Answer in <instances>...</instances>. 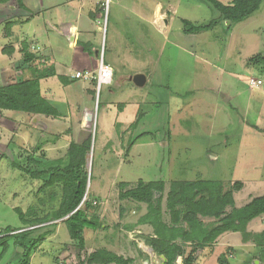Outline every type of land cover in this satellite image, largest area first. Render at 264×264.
Masks as SVG:
<instances>
[{
    "label": "rangeland",
    "instance_id": "rangeland-1",
    "mask_svg": "<svg viewBox=\"0 0 264 264\" xmlns=\"http://www.w3.org/2000/svg\"><path fill=\"white\" fill-rule=\"evenodd\" d=\"M38 1L41 11L37 24L45 29V37L50 33L56 41L59 31L55 26L56 16L74 18L83 0ZM218 1L226 6L232 2ZM92 2L97 3L92 10L97 11L96 28L97 24L102 28L99 52L107 64L114 65L118 80L113 86H104L100 92L96 81L91 80L93 100L88 98L82 108L72 103L67 123L51 126L43 133L38 130V139L48 138L52 143L44 149L39 141L28 145L15 140L19 132L13 130L16 125L9 123L7 129L14 131L12 137L0 138V233L25 228L16 209H21L26 219L52 217L63 196L61 185L39 192L40 186L49 180L48 176H44L42 182L33 180L14 169L13 160L27 172L48 171L56 161L65 159L71 144H82L92 137L87 156L91 162L85 168L89 186L80 208L90 218H96L99 227L84 231L87 244L94 251L103 248L133 260L131 264H162L147 241L153 234L152 229L138 223L147 213V205L121 200V184L128 183L127 190L142 179L158 180L167 175L162 204L165 214L171 180H220L228 190L233 189L237 181L243 182L247 189L236 196L238 207L247 204L250 195L263 196L264 189L255 192L254 187L261 189L264 182V5L259 13L243 22L231 25L221 21L209 32L185 35L181 31L184 20L195 25L205 24L217 18L214 10L196 0ZM157 5L171 20L163 31L152 23ZM26 10L17 0H11L5 9H0L4 12L0 17L4 15L23 23L30 16ZM2 25L0 86L1 79L6 78L7 83L14 81L9 75H2L1 69L8 63L3 50L10 49L11 44L4 41ZM91 31L94 34V30ZM45 43L46 38L39 40L38 45L44 47ZM28 49L26 47L27 53ZM80 49L86 52L85 48ZM63 50L61 46L55 49ZM86 53L87 57L82 53L72 55L66 50L61 57L57 54L58 59L66 63L65 74L84 73L97 66L100 60ZM18 54L21 64L25 61L23 45ZM121 58H124L123 63ZM139 74L148 79L143 88H138L131 80ZM251 79L262 81L260 89L250 88ZM125 84L130 94L119 96L118 91ZM114 101H117L115 105ZM127 105L131 106L127 108ZM91 112L93 122L87 125L85 118ZM139 113L147 114V118L138 122ZM252 127L260 130L252 131ZM149 141L154 142L152 147L147 146ZM164 219L170 221L168 214ZM49 220L36 231L35 236H44V239L33 250L31 264H66L65 261L87 264L88 248L80 250L70 239L65 220ZM14 242L10 241L11 249L0 264H20L23 260L24 252L15 248ZM253 244L252 241L246 248L245 255L250 257L249 253L257 248ZM213 248L215 253L205 254L208 249L200 251L197 264H220L224 247ZM185 249L189 254L192 245L187 244ZM64 252H68L67 259L61 261L59 258ZM255 260L249 258L248 261L256 264ZM229 264H244L243 258Z\"/></svg>",
    "mask_w": 264,
    "mask_h": 264
},
{
    "label": "trees",
    "instance_id": "trees-1",
    "mask_svg": "<svg viewBox=\"0 0 264 264\" xmlns=\"http://www.w3.org/2000/svg\"><path fill=\"white\" fill-rule=\"evenodd\" d=\"M9 1L11 0H0V3L5 4ZM17 1L19 6L24 8L23 1ZM196 1L211 7L217 18L201 25L184 20L182 32L186 35L209 32L221 21L225 24L229 22L231 25L243 22L259 13L264 5V0H232L227 6L218 0ZM228 29L230 30L231 26ZM23 51L25 63L33 61L34 55L27 54L26 47ZM50 75L43 69L37 71L32 79L0 86V110L57 117L58 112L42 97L40 90V81ZM141 119L142 114L137 121ZM138 122L132 127L135 128ZM91 138L82 144H71L65 159L56 161L55 166L48 171L27 172L19 164L11 163L14 169L25 173L33 180L42 182L41 179L48 176L49 180L40 186L39 192L48 187L61 185L63 196L59 209L52 217L49 215L45 218L26 219L21 209H16L25 228L7 229L0 233V262L11 249L10 241L15 240L14 247L24 252L20 264H30L33 250L44 239V236H35L36 231L38 228H43L39 226L50 222V218L59 221L68 217L64 222L70 239L78 244L80 250L85 248L84 230H97L99 227L96 218H90L85 210L78 209L87 190L88 175L85 168L88 152L91 149ZM128 186V183L120 185L122 191L120 199L147 205V213L138 223L152 227L153 235L148 238V244L159 257L166 258V264H175L178 258H183L182 264H197L200 251L210 247L219 236L226 232H240L246 239L249 223L264 215V195L253 198L241 208L235 207L233 192L242 189L243 184L240 182L235 183L233 189L226 190L220 181H174L166 195V211L170 217V223H167L162 207L166 186L164 181L147 183L140 180L136 186L125 190ZM205 218L214 219V222L205 224L202 220ZM254 239L263 251L264 231L255 235ZM187 244L192 245L189 254H186ZM227 258V254L221 256L220 264H229ZM132 262L133 260H126L106 249L90 254L86 261L87 264H131Z\"/></svg>",
    "mask_w": 264,
    "mask_h": 264
},
{
    "label": "crops",
    "instance_id": "crops-1",
    "mask_svg": "<svg viewBox=\"0 0 264 264\" xmlns=\"http://www.w3.org/2000/svg\"><path fill=\"white\" fill-rule=\"evenodd\" d=\"M22 1H23L24 7L27 9L26 10L27 13L30 12L29 18H27L23 23L21 21H18V19L5 18L4 15L3 17H0V25L1 24L4 25V32H3V37L5 38L4 41H6V44L11 43L8 45L10 46V49L7 48L8 50H6V52L4 51V54L7 53L9 56L6 54L5 55L3 54L4 57H7L8 63L4 69H1L3 73L2 75H9V77L14 79V81L12 82L10 81L9 83H7L6 78L1 79V86H8V85L21 83L24 80L32 79L34 75L37 73V71H41L43 69L47 70V72L50 73L51 75L40 81L41 95L58 112V116L57 117L45 116V115L33 116L30 114H26V113H18V112L0 110V138L2 137L3 140H7L10 137V135L12 137V134L14 131L15 132L18 131L19 133L17 134L16 132L15 140H17L18 142L21 140L25 144H28V145L30 144L33 145L35 141H39V143L40 142L42 143L41 149H44V147H47V145H50L52 143L48 140V138H46L44 141L38 139V130L40 129L41 133H43L42 132L43 130L45 129L47 130V128H50L51 126L53 127L55 125H59V124L62 125L64 123H67L68 122L67 116L70 115L68 112L70 110V105L72 103L75 102L78 106L81 107L83 104L85 105L84 101H87L88 98L89 100L90 98L92 100L94 99L93 89H92V84H91L92 81L84 80V79H75L74 78L75 74L80 71H77L75 74L73 73L65 74L66 69L64 71V68L66 67V63L64 62L62 63L61 59H58L59 57L57 56V54L60 55L61 57L64 55V52L66 50L67 52L70 51L72 55L76 53H82L83 56L87 57L88 53L86 52H89L95 55L96 61H98V59L100 60L101 53L99 52V37L102 33V28H101V25H98V24L96 28L97 11L96 10L95 12L92 11L94 10V8H96L97 3L95 4L94 2H92V0H87V1L83 0L81 1V4L78 7V11L75 17L73 16L74 18L70 17L68 19H65L64 15L56 16L57 22H55V26H58L59 31H57L58 34H56L57 36L56 41H53L52 37L54 36L48 33L47 36L45 37V29L37 24L36 18L39 12L41 11V7L38 6L39 1L38 0H22ZM8 3H5V4L0 3V9H2V7L5 9V7L8 6ZM162 10L163 9L161 8V6L157 5L155 9V17L152 20L153 25H156L160 31L166 30L167 25L169 24V22H171V20L168 19V16L166 17L164 16L166 14H163L161 12ZM0 13L3 14L4 12L0 11ZM92 14H94V17ZM172 18L173 17L171 16V19ZM51 28L54 30H57L55 27L53 28L51 26ZM91 29L94 30V34L91 33L92 32ZM20 33H23V35H20ZM44 38H46V43L44 47H41L40 45H38V42L39 40H44ZM23 41L25 42V44H22L23 48L29 47L27 54L34 55V59L30 63H25L24 61L23 63L19 64L21 58L19 57L18 50L19 48L20 49L22 48V45L20 43ZM17 42H19L18 43L19 47H17ZM58 46H61L62 48H64L63 52L55 51V49ZM81 47L85 48L86 52L84 53L81 52V49H80ZM102 47H104L103 44L101 48ZM125 53L126 52H123V54ZM23 59H25V57ZM1 61L4 62L5 60L1 59ZM118 61H119V57H118ZM121 61L123 63L124 58H121ZM72 62L74 64L73 59H72ZM103 62L107 67L111 68L114 72L115 77H114V83L112 84L113 86L116 83V80H118V77L116 74L117 71L116 69H114V65H111L112 63L107 64L104 58H103ZM99 65H100V62L97 63V66H94L93 68H90L88 71H84V72L95 73ZM252 80L254 79H251L249 81V85ZM250 88L260 89V86L252 87L250 85ZM126 90L128 89H126V84H125V87L123 89L121 88L118 91L119 96L122 94H130V91H126ZM110 93H113V92L111 91ZM116 102L117 101H114V105ZM130 106L131 105H127L126 107L128 108ZM91 113H88L86 115L85 119H86L87 125H90L93 122L92 121L90 124L87 122V117ZM143 117L147 118V114H142V118ZM9 123L16 125V127L13 129L14 131H10V129H7L9 126ZM21 128H24V130H20ZM256 128L257 129L252 127L251 130L252 131L260 130L258 127ZM41 133H39V135ZM153 143L154 142L149 141L147 143V146L152 147ZM13 162L15 161L13 160ZM166 177L167 175H165L163 179L151 180V181L149 180L145 181L142 179V181L147 182V183L152 182V181H164L166 183L167 182ZM174 181H196V180H171L169 182L172 183ZM209 181H220V180H209ZM220 182L223 183V181H220ZM237 182H240V181H237ZM240 183L243 184L242 189L235 190L233 192V197H234L236 208H241V207H238L236 203V196L239 194L241 195L243 191L247 189V185L245 183L243 182H240ZM262 183L263 184H261V189L254 187L255 192L258 190L264 189V182ZM252 194H255V193H252ZM262 195H264V192L262 193ZM253 198H256V196L250 195L248 197V203ZM230 210L231 208L228 209V211ZM167 214H165L164 212V217H166ZM202 220L211 221L214 219L205 218ZM212 222L214 221H211L207 224H211ZM167 223H170V221ZM143 226H148V225H143ZM150 228L152 229V227ZM263 231H264V215L262 217H258L257 219L253 220L248 225L247 230H246L247 232L246 239L244 238V235L240 232L238 233L226 232L223 235L219 236L217 240L210 247L206 248L208 250L205 251V254L208 251L215 253L216 251L213 250L214 249L213 247H222V248L224 247L223 250L225 251L222 252L223 251L222 250L221 254L223 255L227 254V256H229L227 258L228 263H231L233 262L234 259H239L241 257L243 258L244 264H247L249 262L248 261L249 258L256 259L255 260L256 264H260V263L262 264L264 263V250L262 251L261 248L256 244L254 237L255 235H259ZM252 241L254 242L253 244L254 247L257 246V248H254L253 252L249 253L250 255L249 257L248 255H245V252H246V248L252 245ZM87 242L88 241L85 239V243H86L85 247L88 248L87 250H88L89 255L96 252L92 248H90ZM179 243L181 242L179 241ZM228 249H231V250L229 251ZM67 253L68 252L66 253L64 252L60 256L59 259L61 261H64V259H67L65 258L68 255ZM153 253L156 255L155 257L160 259L162 264H166L167 260L165 257H161V256L159 257L154 251ZM33 258L34 256H31V262ZM215 261L219 263L216 259ZM64 263L67 264L68 261H65ZM182 263H183V258H178L175 264H182ZM152 264H155V263L152 262Z\"/></svg>",
    "mask_w": 264,
    "mask_h": 264
},
{
    "label": "built area",
    "instance_id": "built-area-1",
    "mask_svg": "<svg viewBox=\"0 0 264 264\" xmlns=\"http://www.w3.org/2000/svg\"><path fill=\"white\" fill-rule=\"evenodd\" d=\"M75 79H84V80H95L97 85V91H102L104 86H110L114 81V72L111 68L107 67L103 62V57L101 54L100 65L96 73L89 72H77L74 76ZM252 87H259L262 85V82L259 80H252L250 82Z\"/></svg>",
    "mask_w": 264,
    "mask_h": 264
},
{
    "label": "water",
    "instance_id": "water-1",
    "mask_svg": "<svg viewBox=\"0 0 264 264\" xmlns=\"http://www.w3.org/2000/svg\"><path fill=\"white\" fill-rule=\"evenodd\" d=\"M228 24H229V22H228ZM131 80L133 81V83H134L137 87H140V88L144 87V86L146 85V82H147V78H146V76L141 75V74L134 76ZM93 117H94V115H93L92 113L88 115V117H87V122H88L89 124L93 121ZM87 166H90V162H89V161H87ZM88 186H89V178H88V182H87V189H88ZM78 209H80V206H79ZM67 218H68V217H67ZM67 218H65V219H63V220H66ZM18 249H19L20 251L22 250V249H20V248H18ZM22 251H23V250H22ZM147 263H148V262H147Z\"/></svg>",
    "mask_w": 264,
    "mask_h": 264
},
{
    "label": "bare ground",
    "instance_id": "bare-ground-1",
    "mask_svg": "<svg viewBox=\"0 0 264 264\" xmlns=\"http://www.w3.org/2000/svg\"><path fill=\"white\" fill-rule=\"evenodd\" d=\"M159 17V16H158Z\"/></svg>",
    "mask_w": 264,
    "mask_h": 264
}]
</instances>
